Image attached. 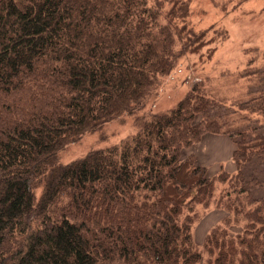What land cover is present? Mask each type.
Segmentation results:
<instances>
[{
	"label": "trees",
	"instance_id": "16d2710c",
	"mask_svg": "<svg viewBox=\"0 0 264 264\" xmlns=\"http://www.w3.org/2000/svg\"><path fill=\"white\" fill-rule=\"evenodd\" d=\"M189 18L188 0H0V264H264L254 59L244 97L201 80L170 110L148 109L209 45ZM123 117L136 133L61 162ZM209 135L233 140L234 171L199 162ZM211 206L225 215L199 245L194 219Z\"/></svg>",
	"mask_w": 264,
	"mask_h": 264
},
{
	"label": "rangeland",
	"instance_id": "374dc122",
	"mask_svg": "<svg viewBox=\"0 0 264 264\" xmlns=\"http://www.w3.org/2000/svg\"><path fill=\"white\" fill-rule=\"evenodd\" d=\"M188 3L189 20L195 30L208 33L209 45L198 55H184L174 71L162 79L157 94L148 106V109L156 113L175 107L193 84L201 80L205 81L219 98L230 101L244 97L248 87L252 85L241 76L251 59H254L253 72L264 78V0H188ZM257 87L258 85H254L252 89ZM253 115V118L257 119V115ZM260 121L263 122L262 117ZM134 122V117H123L111 122L102 134L85 136L79 143L69 146L62 153L61 162L69 163L86 155L90 150L115 144L133 135L137 130ZM209 137L212 135L206 136L201 144L193 149L200 163L217 160L224 154L220 147L224 141L220 139L218 142L216 138L208 141ZM230 141L234 145V151L235 144L233 140ZM207 142L209 148L205 150ZM231 162L233 165L230 164L229 169L235 170V164ZM213 164L210 168L217 171L220 164ZM222 166L225 168L227 165ZM35 193L38 198L41 188H37ZM213 209L214 206L207 211L198 208L199 215L194 219L192 234L199 245L203 243L208 231L225 215L224 212Z\"/></svg>",
	"mask_w": 264,
	"mask_h": 264
},
{
	"label": "crops",
	"instance_id": "0c3cea01",
	"mask_svg": "<svg viewBox=\"0 0 264 264\" xmlns=\"http://www.w3.org/2000/svg\"><path fill=\"white\" fill-rule=\"evenodd\" d=\"M217 139L218 142L220 139H222L221 141H224L223 144H221V148L223 149V156L221 158H217V160H212V161H208L207 163L205 162H202V164L206 165V166H209L211 167V164L214 163L213 165H227L225 168L228 169L229 171H234L233 169H229L231 168V165L232 164V153H233V143L230 141L231 139H229L227 136H222V135H212V137H209L208 138V141L210 139ZM227 138V139H226ZM209 148V143L207 142L206 145H205V150H208ZM220 151V150H219ZM208 153V152H207ZM214 161V162H213ZM216 161V162H215ZM233 165V164H232ZM235 166V165H234Z\"/></svg>",
	"mask_w": 264,
	"mask_h": 264
}]
</instances>
